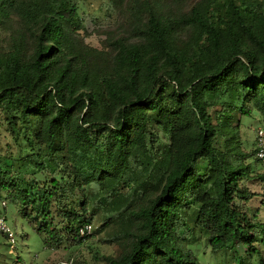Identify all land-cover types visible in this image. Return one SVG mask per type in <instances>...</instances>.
<instances>
[{
  "label": "trees",
  "instance_id": "1",
  "mask_svg": "<svg viewBox=\"0 0 264 264\" xmlns=\"http://www.w3.org/2000/svg\"><path fill=\"white\" fill-rule=\"evenodd\" d=\"M98 1L115 16L101 48L84 0H0V110L24 151L0 155V188L48 247L111 227L125 252L106 264H200L196 229L264 264V224L236 204L254 196L237 116L264 122V0Z\"/></svg>",
  "mask_w": 264,
  "mask_h": 264
},
{
  "label": "rangeland",
  "instance_id": "2",
  "mask_svg": "<svg viewBox=\"0 0 264 264\" xmlns=\"http://www.w3.org/2000/svg\"><path fill=\"white\" fill-rule=\"evenodd\" d=\"M80 5V15L84 18L85 25L91 35L85 41L92 47L101 48L104 45L106 34L99 32L100 29L114 26L115 16L106 17L102 8L98 10V0H84ZM90 13L96 15V22L91 21ZM10 114L12 112L9 111ZM9 114L0 110V155L12 152L17 156L20 151L15 143V137L12 136L7 117ZM238 143L242 152H249L256 146V129L263 126L262 117L252 112L249 115L239 114L238 116ZM151 131L159 138L160 143L167 141L161 130L156 126H151ZM21 148L25 143L21 141ZM19 151V152H17ZM245 163L250 164V177H242L238 183L241 187L254 193V196L247 202L243 203L236 199V204L246 212L252 221H258L264 224V189L262 181L255 176L263 171V165L255 160V156L245 158ZM30 179L29 176H26ZM77 195L79 194L76 191ZM2 199L5 200L4 208L0 205V214L5 216L6 223L14 234V248L9 245V240L0 237V264H13L14 261L20 260L27 264H106L107 257H118L125 252L115 242H107L111 235V227L105 229L99 228V223L93 221V233L83 243L75 245L69 239L59 238L60 241L54 242L52 246L44 244L43 236L37 233L33 225L23 218L19 212L21 202L14 199L13 196L6 197V192L2 189ZM12 197V198H11ZM51 225L62 227L61 216L55 205L52 206L50 215ZM193 239L187 246L198 258L200 264H237L239 259L244 256L246 247L238 244L237 251L231 248L221 251H213L207 243L206 237L197 229ZM257 237L260 249L264 253V231L259 230ZM45 237V236H44Z\"/></svg>",
  "mask_w": 264,
  "mask_h": 264
},
{
  "label": "built area",
  "instance_id": "3",
  "mask_svg": "<svg viewBox=\"0 0 264 264\" xmlns=\"http://www.w3.org/2000/svg\"><path fill=\"white\" fill-rule=\"evenodd\" d=\"M255 156L257 159L261 161V163L264 166V126H260L256 129V152ZM262 187L264 189V179L262 181ZM2 189L0 188V205L2 208L6 206V202L4 199H2ZM92 225L91 224H85L82 226L79 230L80 236L89 235L92 233ZM0 237H4L7 240H9V245L11 248H14V234L9 228V226L6 223L5 216L0 214ZM13 264H27L25 262H22L20 260L14 261Z\"/></svg>",
  "mask_w": 264,
  "mask_h": 264
}]
</instances>
